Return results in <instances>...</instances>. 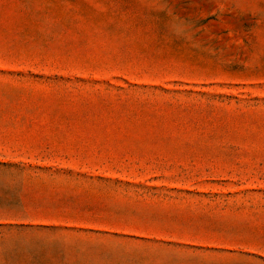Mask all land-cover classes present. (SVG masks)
<instances>
[{
  "label": "rangeland",
  "instance_id": "374dc122",
  "mask_svg": "<svg viewBox=\"0 0 264 264\" xmlns=\"http://www.w3.org/2000/svg\"><path fill=\"white\" fill-rule=\"evenodd\" d=\"M0 264H264V0H0Z\"/></svg>",
  "mask_w": 264,
  "mask_h": 264
}]
</instances>
